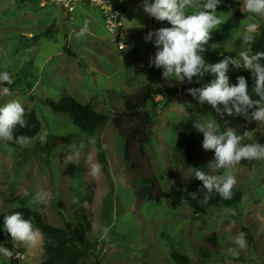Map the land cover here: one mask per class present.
<instances>
[{"label": "rangeland", "instance_id": "1", "mask_svg": "<svg viewBox=\"0 0 264 264\" xmlns=\"http://www.w3.org/2000/svg\"><path fill=\"white\" fill-rule=\"evenodd\" d=\"M118 1L125 8L123 51L106 30L105 14L96 3H79L68 12L53 0H0V72L7 71L13 81L0 84L10 89V95H0V107L19 100L25 114L35 112L42 124L39 135L23 146L0 141V214L27 208L42 212L47 224L63 229L74 225V213L87 205L92 193L93 204L88 208L92 248L80 264H176L172 254L187 258L189 264H264V160L242 159L224 170V176L230 172L236 177L233 188L244 195L242 202L230 208L213 206L195 213L186 206L173 208L168 198L150 201L148 189H136L138 177L125 160L126 139L113 119L125 112V97L137 95L148 85V75L155 68L149 61L156 47L144 37L158 30L159 21L143 12L141 0ZM227 1L229 7L217 12L225 15L219 28L236 12L247 19L214 49L234 59H239L241 51L252 55L237 34L254 22L258 36L264 17L244 12L243 0ZM86 20L89 31L78 37ZM242 63L238 71L243 70ZM171 80L165 78L167 83ZM66 97L109 117L98 134L106 163L99 157L96 140L46 105ZM146 112L155 121L145 146L150 174L166 194L172 187L188 189L194 182L188 176L193 166L176 163L173 152L192 116L196 123L218 124L213 109L192 97L176 103L156 92ZM45 131L48 136L41 143ZM247 141L264 145V125L258 123ZM136 148L133 163H139L138 155H142ZM88 155L102 165L96 178L89 174ZM38 191L48 193L46 206L34 203ZM0 231L1 239L14 241L3 227ZM241 232L247 246L233 256L229 249L235 247L233 238ZM14 242L26 253L23 264L45 261L42 233L31 245Z\"/></svg>", "mask_w": 264, "mask_h": 264}, {"label": "clouds", "instance_id": "2", "mask_svg": "<svg viewBox=\"0 0 264 264\" xmlns=\"http://www.w3.org/2000/svg\"><path fill=\"white\" fill-rule=\"evenodd\" d=\"M223 0H141L144 13L156 21H167L171 27H163L155 31H148L144 37L145 42H154L157 51L150 59L149 66L163 68V77L174 79L179 83H193V77L201 78L205 74L214 75L215 79L204 87L189 88L187 94L198 100L201 105H210L221 116H243L264 125V51L250 55L247 51L239 53V59L226 57L215 64H208L201 53L204 46L211 39L214 29H218L223 21L222 16L217 14V7ZM243 11L264 17V0H243ZM189 9H196L195 14H189ZM110 12V7L106 9ZM258 25L247 24L246 28L237 35L245 44L251 45ZM89 31V22L84 21L83 26L77 33L83 37ZM251 74L253 80V92L259 97L254 100L248 92V81L245 76H238L236 84L230 86V77L226 75L229 65L241 67ZM12 78L7 71L0 72V84H12ZM199 82V79L198 81ZM0 95H10L8 87H0ZM222 105V109L218 106ZM25 109L19 100H12L0 107V141H13V129L19 125L24 127ZM198 132L203 134L202 147L204 150H214L215 168L232 169L244 159L248 161L264 160V145L250 143L242 145L244 136L238 135L234 130L219 131L215 121L198 122L193 124ZM48 132L40 135V142L44 143ZM29 138L20 136L16 143L23 146L29 142ZM90 166L89 174L96 178L101 173L102 165L93 163L92 156L87 157ZM189 175L203 182V187L209 193L215 190L224 200L232 198V189L237 180L230 172L226 176H208L201 170L188 169ZM34 203L47 205L48 193L38 191L34 197ZM43 210V209H41ZM3 230L10 234L14 241L25 245L35 243L39 230L34 228L31 219L25 220L20 213H13L4 218ZM235 247L229 249L233 256H237L240 250L247 246L245 233L241 232L233 238ZM0 254L11 257L13 253L0 245Z\"/></svg>", "mask_w": 264, "mask_h": 264}, {"label": "trees", "instance_id": "3", "mask_svg": "<svg viewBox=\"0 0 264 264\" xmlns=\"http://www.w3.org/2000/svg\"><path fill=\"white\" fill-rule=\"evenodd\" d=\"M115 5L120 6L115 2ZM229 7V2H223L217 7V12ZM125 11V8H122ZM247 19V15L241 12H236L233 16L218 30L213 31L211 39L204 46L205 62L215 64L226 58V54L222 51L214 49V45L230 39L239 29L243 21ZM163 27H171L167 21L159 22L158 29ZM253 54L264 51V29L260 31L258 36H254V41L248 45ZM157 48H155V53ZM264 63V61H262ZM230 77L229 84H236L238 76H245L248 81L249 95L254 99H259L253 92V80L251 74L244 69L238 71L234 65H229V70L226 73ZM199 79V82H197ZM215 79L214 75L205 74L201 78L193 77V83H179L171 80L170 83L165 81L163 77V69L154 68L148 75V85L137 95L127 96L124 99L125 113L138 111L132 117H121L119 114L113 119V123L120 133L126 139V162L128 166L135 170L140 186L136 189H148L150 191L148 199L161 200L168 198L173 208L186 206L195 213H201L213 206H221L230 208L243 201L244 195L236 189H232V198L224 200L218 193L213 190L209 193L203 187V182L194 178V182L188 189L180 190L173 188L169 193H165L157 179L150 174V169L147 166V155L145 146L150 142L151 129L155 125L153 116L146 112L148 104L155 101L156 92L166 96L187 95L189 88H200L210 83ZM46 105L56 114L68 116L73 124L79 128L89 139L96 140L99 157L102 162L106 163V154L101 144L98 134L108 123L107 115L99 114L90 106L82 105L71 97H66L62 102L55 103L46 101ZM222 109V105L218 106ZM249 110V118L243 116H232L224 114L221 116L213 109L214 115L219 124L220 132H225L229 129L234 130L238 135L244 136L242 145L248 144V137L255 131L258 122L250 119L251 111ZM26 125L20 127L17 125L13 129V141H3L8 144H15L20 136L35 138L42 130V124L35 112H30L24 115ZM196 119L192 116L186 123L185 127L179 134L178 143L174 149L173 156L176 163H187L193 166L195 170H201L208 176H223L225 169L215 168V152L214 150H204L202 147L203 134L194 128L193 124ZM138 147L142 155H138L140 162L133 163L134 150ZM148 168V169H147ZM147 169V170H146ZM93 204V194L91 193L87 199V205L79 208L74 213L73 226L67 225L66 228H56L46 223L45 215L42 212L30 210L27 208L9 211L0 214V228L3 227L4 218L13 213H20L25 220L31 219L34 228L39 230L44 237V249L47 254L45 261L40 264H80L84 257L90 252L92 245L88 238L92 224L88 208ZM246 231V230H245ZM247 232V231H246ZM0 236L2 233L0 231ZM248 236V235H247ZM250 244L253 240L248 236ZM176 264H189V260L181 255L172 254ZM99 261H96V264Z\"/></svg>", "mask_w": 264, "mask_h": 264}, {"label": "built area", "instance_id": "4", "mask_svg": "<svg viewBox=\"0 0 264 264\" xmlns=\"http://www.w3.org/2000/svg\"><path fill=\"white\" fill-rule=\"evenodd\" d=\"M58 4H61L68 12H73L75 5L79 3L92 2L96 3L101 7L105 14V27L106 30L114 38V41L119 44V48L123 51L125 49V32L124 25L122 23L121 17L123 14V5L118 0H53ZM115 2L119 3L120 6L115 5ZM110 7V12L106 9ZM0 245L8 249L13 253V256L7 257L0 254L1 259L4 258V264H23L26 260V253L22 246L11 240H4L0 237Z\"/></svg>", "mask_w": 264, "mask_h": 264}, {"label": "water", "instance_id": "5", "mask_svg": "<svg viewBox=\"0 0 264 264\" xmlns=\"http://www.w3.org/2000/svg\"><path fill=\"white\" fill-rule=\"evenodd\" d=\"M190 99L189 96L187 95H179V96H169V100L173 101V102H176V103H183L185 102L186 100ZM138 111H135V112H132V113H120L119 116L121 117H130V116H133L134 114H137Z\"/></svg>", "mask_w": 264, "mask_h": 264}]
</instances>
